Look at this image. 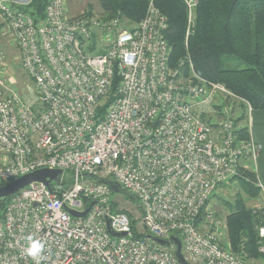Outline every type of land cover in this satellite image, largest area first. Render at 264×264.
I'll use <instances>...</instances> for the list:
<instances>
[{"label": "built area", "instance_id": "2783aa9c", "mask_svg": "<svg viewBox=\"0 0 264 264\" xmlns=\"http://www.w3.org/2000/svg\"><path fill=\"white\" fill-rule=\"evenodd\" d=\"M182 1L187 45L200 0ZM0 17L35 83L20 90L0 49V186L62 169L49 185L34 181L10 195L0 264H182L175 244L149 234L179 236L190 264H255L225 245L208 203L243 171L257 173L262 146L240 135L233 105L246 103L248 129L253 107L198 75L188 51L170 64L168 16L156 0L131 28L121 15L70 17L67 0H49L39 23L16 1L0 0ZM93 39L99 48L89 51ZM110 177L139 201L142 231L111 197ZM257 185L264 199L259 177ZM258 233L264 254V223ZM30 240L43 244L35 258Z\"/></svg>", "mask_w": 264, "mask_h": 264}, {"label": "trees", "instance_id": "16d2710c", "mask_svg": "<svg viewBox=\"0 0 264 264\" xmlns=\"http://www.w3.org/2000/svg\"><path fill=\"white\" fill-rule=\"evenodd\" d=\"M48 1L31 0L19 7L33 15L35 21L39 23L45 18ZM156 2L168 16L165 36L172 47L170 64L177 65L188 51L198 75L225 84L236 95L248 100L253 110H264V0H200L193 32L188 37L187 45L184 2L182 0ZM98 4L100 7L98 14H95L94 6L88 4V10L79 15H97L104 19L121 15L129 20L125 26L131 28L144 16L148 0H98ZM3 26L4 22L0 17V35ZM98 48L94 39L93 44L87 49L95 51ZM231 60L239 61L245 66L231 67L229 66ZM184 70L188 72V67ZM239 101L243 110L239 115L235 112V123L243 125L240 135L249 137L247 105L244 101ZM257 179L256 172L243 171L242 175L232 180L246 186L244 192L247 196L241 195L233 202L226 201L228 206L226 224L232 250L247 261L264 258V254L259 251L261 238L257 229L260 223H264V208L256 206L254 208L247 201L248 197L256 198L260 194V187L255 184ZM4 184L6 183H1ZM121 189L139 204L133 194L122 187ZM10 199V195L0 198V215H3ZM211 200L212 198L208 203ZM128 213L132 218V226L136 229V220L130 212ZM200 219H203V213ZM140 235L145 236V233Z\"/></svg>", "mask_w": 264, "mask_h": 264}, {"label": "rangeland", "instance_id": "374dc122", "mask_svg": "<svg viewBox=\"0 0 264 264\" xmlns=\"http://www.w3.org/2000/svg\"><path fill=\"white\" fill-rule=\"evenodd\" d=\"M67 3H68V14L70 17L78 16L79 14H82L85 10H88V4H92L94 6L93 10L95 14H98L97 12L100 10L98 0H67ZM105 38L106 39L112 38V35L107 34ZM185 43H186V35H185ZM1 48H3V50L7 54L6 70L8 71V73H10L9 75H11V78L14 79V84L17 85L20 88V90H25L27 86H35L34 81L31 79L28 72L22 66L20 62V54H19L18 47L11 40V37L8 32H3L0 35V49ZM98 52H101V51H98ZM229 66L235 67V68H242L245 66V64L240 63L239 61L231 60ZM233 108H234V112H236V115H239V113L243 110L242 103H240L238 99H235ZM237 108H238V111H237ZM254 111L255 110H252V113ZM261 111L263 110H260L257 112H261ZM236 115H234V117ZM263 126L264 125L262 124V127ZM255 127L256 125L254 126V119L252 118V132H254ZM261 146H263L262 148L263 153H262V158L259 157V162H262V160L264 159V144L262 143ZM66 173H68V171H66ZM257 174L258 176H260V172L258 169H257ZM109 179L111 181L117 182V180L114 177H110ZM256 183L257 181L255 182V184ZM242 185L243 184H241V182L237 180H234V181L231 180L229 183L222 185L220 189H217L214 192V194L212 195V200L210 202L216 211L215 219L216 221H218V225L221 226V232L226 234V236L224 237L225 245H229L231 249H232V246L229 241L228 228L226 224L227 223L226 214L228 213V206L226 205V201L230 200L231 202H233L241 195L246 197V194L244 192L246 189V186L245 185L242 186ZM121 187L124 190H126L124 186H121ZM111 197L117 203L121 204L124 210H127L128 212H130L135 217V219L137 217L135 221L136 229L139 232L142 231L143 225L140 220L141 208L139 204L135 202L134 200H132L129 194L123 190H119V191L112 190ZM247 201L249 202L250 200H247ZM253 201L255 202H251L252 204L254 205L257 204V207L264 208L263 194L262 196L260 195L259 197L254 199ZM222 223L225 224V229H222ZM258 226H257V229H258Z\"/></svg>", "mask_w": 264, "mask_h": 264}, {"label": "water", "instance_id": "95a60500", "mask_svg": "<svg viewBox=\"0 0 264 264\" xmlns=\"http://www.w3.org/2000/svg\"><path fill=\"white\" fill-rule=\"evenodd\" d=\"M62 173V169H51V168H42L39 170H35L33 172L24 174L4 185L0 186V198L1 197H6L9 196L13 193H15L16 191H18L19 189L25 187L26 185L30 184L31 182L34 181H41L44 182L45 184L49 185L51 180H54L59 174ZM105 183H108L110 185V187L112 188V190H122L120 187V184L118 182L115 181H111V180H103ZM88 209L83 211V212H77L75 210H72L71 213L75 216H84L87 213ZM108 227L110 232H112L111 228H110V224L108 222ZM113 234H116L113 232ZM122 234H125L124 232ZM149 238L153 239L154 241H157L163 245H172L175 244L176 245V251L175 254L178 258V260L182 263V264H190L183 252H182V241L181 238L177 235H171L170 238L168 239H162V238H158V237H154L152 235H147Z\"/></svg>", "mask_w": 264, "mask_h": 264}, {"label": "crops", "instance_id": "0c3cea01", "mask_svg": "<svg viewBox=\"0 0 264 264\" xmlns=\"http://www.w3.org/2000/svg\"><path fill=\"white\" fill-rule=\"evenodd\" d=\"M14 1H16L18 3V5H22V4L28 3L31 0H14ZM1 49H3V48H1ZM257 111H260V110H256L255 109V111L253 113H251V128L248 129V133L249 134L252 133V135L254 136V138L258 142H260L261 144L262 143L264 144V126L262 127V124L264 125V121H263L264 120V110L261 111V112H257ZM252 118L254 119V126L256 125L254 132H252ZM262 148H263V146H262ZM262 153L263 152H261V155H260L261 158H262ZM257 169L260 172V176H258V177H260L259 178L260 181L264 184V159L262 160V162H259V159H258ZM256 185H257V183H256ZM260 195L262 196L261 188H260V194L258 196H260ZM256 198H253V197H248L247 198V200H250L248 203L254 208H255V206L257 207V204L254 205L251 202H255L253 200L256 199ZM253 261H254L255 264H264V258L253 259Z\"/></svg>", "mask_w": 264, "mask_h": 264}, {"label": "clouds", "instance_id": "9594fccd", "mask_svg": "<svg viewBox=\"0 0 264 264\" xmlns=\"http://www.w3.org/2000/svg\"><path fill=\"white\" fill-rule=\"evenodd\" d=\"M43 249V244L39 241H31L29 242L27 253L31 255L33 258L40 255Z\"/></svg>", "mask_w": 264, "mask_h": 264}]
</instances>
